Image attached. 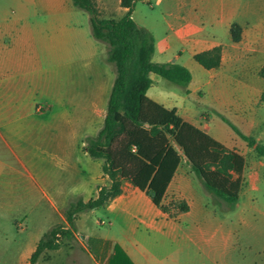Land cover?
<instances>
[{"label":"crops","instance_id":"0c3cea01","mask_svg":"<svg viewBox=\"0 0 264 264\" xmlns=\"http://www.w3.org/2000/svg\"><path fill=\"white\" fill-rule=\"evenodd\" d=\"M145 1L152 6L151 0ZM70 3L0 0V242L8 241L9 225L15 231L14 247L0 244V256L14 248L20 264H30L38 240L51 226L69 228L62 211L71 199L88 200L100 186L110 184L102 172L103 159L89 156L83 144L103 125L114 68L106 59L105 46L98 53L95 45L72 40L66 17ZM249 10L250 4L243 0H176L173 8L163 7V17L172 20L166 21L169 32L159 38L153 35L152 58L196 68L190 61H179L183 51L176 42L187 44L192 59L195 53L219 45L220 64L206 69L193 59L205 71L206 89L194 85L191 72L182 88L167 79L170 84L153 86L151 74L155 73L150 72L146 91L149 99L164 108H176L184 121L243 157L239 195L248 176L242 151L246 142L237 147L220 141L208 129L207 113L201 115L204 123L190 121L193 108L188 99L201 98L224 122L222 108L237 112L246 107L247 100H231V92L222 86L223 80L229 81L223 70L227 43L218 32L229 30L236 17ZM209 26L214 28L208 30ZM235 59L229 57V61ZM121 189L103 205L79 212L74 228L59 237L58 248L40 253L39 264H193L194 249L212 259L230 249L232 225L239 224L241 217L234 222V208L204 187L185 157L163 200L182 199L186 211L169 216L129 181H122ZM33 209L38 210L36 221L28 220Z\"/></svg>","mask_w":264,"mask_h":264},{"label":"trees","instance_id":"16d2710c","mask_svg":"<svg viewBox=\"0 0 264 264\" xmlns=\"http://www.w3.org/2000/svg\"><path fill=\"white\" fill-rule=\"evenodd\" d=\"M137 1L120 0L126 10L114 18L99 17L94 0H71L89 13L91 35L105 43L106 59L114 68L103 125L95 135L86 136L83 144L89 156L103 159L102 172L110 184L100 186L96 196L88 200L71 199L62 211L69 228L56 224L47 229L29 258L30 264H35L43 250L58 248L59 237L70 233L79 212L101 206L121 193L124 180L143 190L169 216L186 211L188 206L182 199L163 200L183 157L211 194L230 207L238 200L243 157L184 121L176 108H164L147 97L150 72L183 86L189 83L191 73L180 63L152 60L154 37L131 15ZM228 31L233 42L240 40L237 22L233 21ZM220 54L221 47L217 45L195 53L193 59L206 69L217 68ZM258 73L264 79V64ZM223 119L247 145L262 153L252 136Z\"/></svg>","mask_w":264,"mask_h":264},{"label":"rangeland","instance_id":"374dc122","mask_svg":"<svg viewBox=\"0 0 264 264\" xmlns=\"http://www.w3.org/2000/svg\"><path fill=\"white\" fill-rule=\"evenodd\" d=\"M154 1L151 0L152 6L145 0L137 1L131 15L139 26L147 27L146 29L152 35L159 38L165 32H169L166 21L172 20L170 17H163L162 9L163 7L173 8L176 0H163L159 5L154 4ZM246 1L254 12L249 10L245 15L240 14L236 17L241 27L240 40L233 42L228 29H220L218 35L227 43L223 70L229 76V81L223 80L222 86L231 92V100L238 102L241 100L242 103L247 100V105L241 107V110L237 109V112L222 108L221 113L240 131L252 136L255 144L262 148V153L260 154L254 146L245 145L242 148L247 159L246 173L248 176L237 202L231 206L236 212L232 219L235 222L238 216L241 217V221L239 224L232 225L235 229L230 249L223 257L217 255L214 259L207 258L202 250L194 249L191 251L193 264H264V79L258 73L264 64V0H243V2ZM94 2L99 17L118 18L125 10L120 5V0H94ZM67 9L66 17L72 28V40L77 43H87L90 47L95 45L98 53H100L101 46L106 48L104 42L91 35L89 13L72 3ZM213 28L209 26L208 30ZM176 47L183 51L179 61L186 63L190 61L197 68H190L191 70L188 68L193 75L194 85H202L206 89L208 85L204 84L202 76V72L205 71L189 56L187 44L176 42ZM230 56L236 59L229 61ZM156 58L154 56L152 60L155 61ZM151 77L153 86H164L169 83L155 74H151ZM179 86L182 88L183 85L179 84ZM188 100L193 108V112L188 114L190 121L204 123L205 119L201 115L207 113L210 119L208 129L220 141L237 147L239 144H245L226 122L209 110L201 98L189 97ZM256 164L260 165L258 169L255 168ZM20 215L17 214L15 217H20ZM100 215V213L96 214V216ZM37 218L38 210H30L28 220L36 221ZM9 226L12 232L8 231V241L2 240L1 247L3 244H7L9 248L14 247L12 238L15 231L12 224ZM97 227L100 228L98 225ZM8 253L7 256H0V264H20V254L14 248L9 249ZM35 264H39V261L36 260Z\"/></svg>","mask_w":264,"mask_h":264}]
</instances>
